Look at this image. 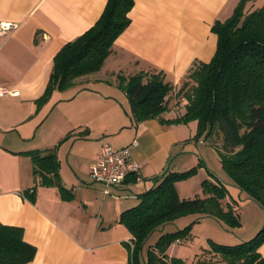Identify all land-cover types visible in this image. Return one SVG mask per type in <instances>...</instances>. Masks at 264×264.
Wrapping results in <instances>:
<instances>
[{
    "label": "crops",
    "instance_id": "obj_1",
    "mask_svg": "<svg viewBox=\"0 0 264 264\" xmlns=\"http://www.w3.org/2000/svg\"><path fill=\"white\" fill-rule=\"evenodd\" d=\"M107 1L0 0V21L18 24L0 36V85L19 91L0 97V221L22 227L25 240L37 247L28 264L128 262L131 252L125 243L132 235L123 229L120 215L139 203L138 195L154 186L153 178L170 162L172 170L184 138L177 131L183 124L164 125L158 119L135 124L132 117L120 121L112 104L129 100L117 74L163 71L177 90L197 61L212 59L217 48L212 27L231 17L240 2L135 0L131 24L115 41L102 68L78 77L67 89H54L39 107L56 54L95 24ZM263 5L264 0H250L246 11ZM108 77L122 93L105 94L102 88L110 85ZM180 104L183 108L172 100L173 108L165 117L184 113L185 103ZM57 108L61 113L55 115L56 123L42 135L48 115ZM104 144L130 146L144 182L129 177L104 193V185L91 175ZM48 148H56L66 198L58 186L36 184L39 178L35 179L32 160L25 153ZM34 185L31 199L26 192ZM238 190L243 202L258 207ZM263 221L254 230L237 234L236 242L250 239ZM259 251L264 256V242Z\"/></svg>",
    "mask_w": 264,
    "mask_h": 264
},
{
    "label": "trees",
    "instance_id": "obj_2",
    "mask_svg": "<svg viewBox=\"0 0 264 264\" xmlns=\"http://www.w3.org/2000/svg\"><path fill=\"white\" fill-rule=\"evenodd\" d=\"M250 0H240L231 17L217 21L212 31L217 48L209 62L197 61L181 87L166 79L163 71L118 73V85L126 92L135 124L158 119L164 125L199 123L206 140L220 136L216 146L221 162L233 184L264 209V5L246 11ZM135 0H108L100 18L77 39L66 43L54 58V66L38 106L48 100L54 89L70 87L78 77L99 71L118 37L131 24ZM176 97L178 99H176ZM180 99V100H179ZM172 100L185 103L184 113L173 118ZM33 164L40 185L58 186L63 198L66 189L60 175L56 148L25 152ZM196 171H169L155 176L154 186L139 194V203L124 210L119 222L131 233L133 246L126 263L114 264H187L167 253L176 240L189 235L191 226L169 230L176 219L191 213L211 215L235 227L240 215L225 182L203 181L205 197L181 198L176 182ZM131 172L127 178L136 181ZM34 187L26 195L34 198ZM236 202V201H235ZM168 229V230H167ZM158 231L156 241H150ZM264 242V226L259 233L236 244L211 242L209 249L192 264H264L259 247ZM37 247L24 238V229L0 221V264H28Z\"/></svg>",
    "mask_w": 264,
    "mask_h": 264
},
{
    "label": "rangeland",
    "instance_id": "obj_3",
    "mask_svg": "<svg viewBox=\"0 0 264 264\" xmlns=\"http://www.w3.org/2000/svg\"><path fill=\"white\" fill-rule=\"evenodd\" d=\"M108 79L110 81V85H106V87L103 86L102 88L105 90V94H111L114 96L113 94L115 91H117L116 93H122L120 88L113 83L111 78L108 77ZM96 88L101 89L100 85ZM176 99L178 98L176 97ZM116 103L113 102L112 107H116L118 110L120 121L129 122L131 120L130 104L125 102V100H117ZM179 107L183 108V105H181L180 102ZM117 110H114L113 113L116 114ZM60 113L61 110L57 108L52 114L48 115V118L41 130L42 135L49 134L53 124L57 121L55 119V115H59ZM179 129L180 130L177 131L179 132V135L184 138V141L182 140L180 142L181 148L178 153L174 155L172 170L182 171L191 167H196V171L193 174L176 182V188L179 196L181 198H193L196 196L205 197L207 194L203 189L204 180L208 179L213 182H225L229 186L230 199L239 207L238 213L240 215V224L235 227H232L228 223L224 221L222 222L211 215H202L200 213H191L181 216L176 219L175 224L168 227L169 230H171L177 228L182 229L188 225L191 226L189 235L183 238L182 241L176 240L173 242L168 248L167 253L171 256L182 258L187 264H192L197 260V258L202 256V253L205 252L204 250L210 248L211 242L231 245L236 244L237 234L250 229L254 230L260 221L264 220V212H262L264 209L260 204H257L260 209L257 206L252 207L253 204L251 202L245 203L243 202L244 198L242 199L239 197V190L233 184L232 179L225 170L217 147L211 145L212 140L215 143H219L221 138L220 136L215 135L212 140H206V133L202 134L199 132V123L197 120L183 124ZM35 142L36 140H34L33 143ZM170 164L168 165L169 167ZM120 224L124 227L123 229L126 228L130 234L128 227L123 223ZM263 226L264 221L258 231H256L251 238L255 237ZM115 237H118V235L115 234ZM130 238L131 236L127 238V241H129ZM157 238L158 231L153 234L150 241H156Z\"/></svg>",
    "mask_w": 264,
    "mask_h": 264
},
{
    "label": "built area",
    "instance_id": "obj_4",
    "mask_svg": "<svg viewBox=\"0 0 264 264\" xmlns=\"http://www.w3.org/2000/svg\"><path fill=\"white\" fill-rule=\"evenodd\" d=\"M18 24L0 21V36L16 29ZM19 91L0 85V97L16 96ZM141 164L133 159L131 147L115 148L104 144L98 154L97 161L91 167L92 178L104 185V193H109V188L121 184L131 172L137 174L136 181L143 183L144 178L139 174ZM133 246L131 238L127 241Z\"/></svg>",
    "mask_w": 264,
    "mask_h": 264
},
{
    "label": "water",
    "instance_id": "obj_5",
    "mask_svg": "<svg viewBox=\"0 0 264 264\" xmlns=\"http://www.w3.org/2000/svg\"><path fill=\"white\" fill-rule=\"evenodd\" d=\"M170 167L168 166L165 171L163 172V174L167 173L169 171Z\"/></svg>",
    "mask_w": 264,
    "mask_h": 264
}]
</instances>
